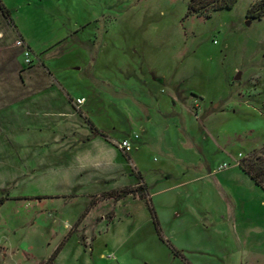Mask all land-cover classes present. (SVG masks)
<instances>
[{
    "label": "rangeland",
    "instance_id": "1",
    "mask_svg": "<svg viewBox=\"0 0 264 264\" xmlns=\"http://www.w3.org/2000/svg\"><path fill=\"white\" fill-rule=\"evenodd\" d=\"M255 1L207 17L189 15V0H0L12 20L0 10V264H42L69 234L65 220L86 209L83 196H56L43 174L53 145L40 144L43 131L15 100L29 65L41 84L85 97L84 117L120 151L124 175L108 189L137 182L139 169L166 237L192 264H264V190L238 165L264 169V17H247ZM103 215L106 225L112 212ZM119 229L97 243L108 242L103 258L183 264L147 219L137 234ZM71 236L58 264H93L96 235Z\"/></svg>",
    "mask_w": 264,
    "mask_h": 264
},
{
    "label": "crops",
    "instance_id": "2",
    "mask_svg": "<svg viewBox=\"0 0 264 264\" xmlns=\"http://www.w3.org/2000/svg\"><path fill=\"white\" fill-rule=\"evenodd\" d=\"M25 74H28L30 83L28 82V88H24L22 91L23 97L21 98V95H18L15 100H18L16 103H21V100H23V105L28 107L27 116L34 118L33 121L31 120L32 123L37 124V127L43 131V135L39 139L40 144L45 145L47 149H49L50 143L53 145L48 155H46V157H50V164L48 160H46L45 164L41 162V166L44 168L43 174L46 176L50 175V177H47L48 180L51 179L48 183L50 184V189L56 191L55 195L63 200L70 197L71 199L68 200V203H72L78 196H83L85 198L84 206L86 207L94 196L105 192L94 191L102 189H106V191L115 190L113 188L108 189V187L119 176L122 177L124 175L120 162H118L120 151L114 144H110L105 138L93 133L85 122V112L82 110L85 102L80 105L76 104L77 99H85V97L76 96V98H72L68 96V92L64 91V89L59 90L48 84H41V76L44 79L45 77L41 69L39 70L35 65H29L28 72H25ZM17 94L19 93H15V96ZM166 116H169V114H166ZM125 157L132 164L130 157L127 155ZM135 185H137V182L121 188ZM150 202L162 237L181 256H176L168 245L160 240L147 203L131 196L117 202L112 199L99 200L89 209L75 229H72V227L83 209L76 212L70 221L65 220L63 229L67 232L72 229L73 233L71 235L76 237L81 232L86 238L96 235L93 241V248H91V253L89 254L93 264H99L100 261L108 260V258H111V261L117 264H124L112 252L106 258H103L110 251L108 242L103 240L101 249L97 247V243L114 228H120L119 230L124 234H132L133 232L137 234L143 219H147L152 224L156 238L167 247L172 256L179 259L183 264H192L183 253L184 251H182L181 247L176 243L180 249L175 246L173 236L168 234L169 238L166 237L161 226L160 216H158L155 208L156 202H154L152 197H150ZM103 204H105L106 210L101 209V211L98 208ZM98 210L101 212L100 214L97 213ZM107 210H110L112 215L108 217L110 219L109 223L105 225L106 219L103 214ZM62 236L64 237L65 234ZM63 250L64 248L55 258V264H58L64 253ZM141 264H148V262L143 260Z\"/></svg>",
    "mask_w": 264,
    "mask_h": 264
},
{
    "label": "trees",
    "instance_id": "3",
    "mask_svg": "<svg viewBox=\"0 0 264 264\" xmlns=\"http://www.w3.org/2000/svg\"><path fill=\"white\" fill-rule=\"evenodd\" d=\"M237 1L238 0H189L188 7H187V13L189 15L205 14L208 17L211 11L232 9ZM0 10H1L2 15L6 18V20L10 24L12 22L10 18V12L7 9H5L1 3H0ZM247 17L251 19L263 18L264 17V0H256L247 10ZM69 100L71 101L70 97H69ZM84 119L89 125V127L91 128L93 133L105 138L108 141V137L103 131H100L99 129H97L95 125L89 121L88 118L84 117ZM238 165L242 169V171L245 174H247L258 187L264 190V169H261V168L256 169L253 166L247 164L246 161L244 160H241ZM134 174L136 175V178H137V185L123 187L120 189H115V190H110V191H105V192L100 193L98 196H94L91 202L89 203V205L86 207L83 213L79 216V218L73 225L72 229H75L79 225V223L84 218L86 213L97 201L104 200V199H112L114 202H117L128 196H131L133 198L144 200L147 203L148 209L152 216V219H153V222H154V225H155V228H156V231H157V234L160 240L166 245H168V247L171 249V251L176 256H181V254L175 249H173L170 243L162 237L160 229H159V224L155 216V212L150 202V195L148 193L146 184L143 181V177L141 173L138 171H135ZM7 199H8L7 194L1 195L0 196V206L4 204V202ZM72 229L69 231V234L61 240L58 246L54 249V251L50 254V256L42 264H55V258L57 257L61 249L63 248L68 237L71 235Z\"/></svg>",
    "mask_w": 264,
    "mask_h": 264
},
{
    "label": "built area",
    "instance_id": "4",
    "mask_svg": "<svg viewBox=\"0 0 264 264\" xmlns=\"http://www.w3.org/2000/svg\"><path fill=\"white\" fill-rule=\"evenodd\" d=\"M18 45L21 46L22 43H21V42H18ZM25 56H26V57L28 56V53H27V52H25ZM28 58H29V57H27V59L25 60L26 63L29 62V59H28ZM82 103H84V99H77V100H76V104H77V105H80V104H82ZM117 146H118L119 149H121V150L124 151L125 153H129L130 150H131L130 144H129V142H127V141H121L120 143L117 144Z\"/></svg>",
    "mask_w": 264,
    "mask_h": 264
},
{
    "label": "water",
    "instance_id": "5",
    "mask_svg": "<svg viewBox=\"0 0 264 264\" xmlns=\"http://www.w3.org/2000/svg\"><path fill=\"white\" fill-rule=\"evenodd\" d=\"M237 78H238V77H237ZM237 78H236V79H237Z\"/></svg>",
    "mask_w": 264,
    "mask_h": 264
}]
</instances>
